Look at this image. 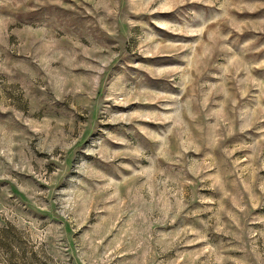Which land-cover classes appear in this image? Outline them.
I'll return each instance as SVG.
<instances>
[{"label":"rangeland","instance_id":"obj_1","mask_svg":"<svg viewBox=\"0 0 264 264\" xmlns=\"http://www.w3.org/2000/svg\"><path fill=\"white\" fill-rule=\"evenodd\" d=\"M0 264H264V0H0Z\"/></svg>","mask_w":264,"mask_h":264}]
</instances>
